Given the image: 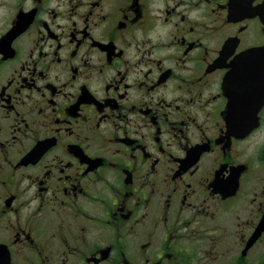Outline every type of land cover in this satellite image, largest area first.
<instances>
[{"label": "flooded vegetation", "instance_id": "af4514ba", "mask_svg": "<svg viewBox=\"0 0 264 264\" xmlns=\"http://www.w3.org/2000/svg\"><path fill=\"white\" fill-rule=\"evenodd\" d=\"M0 264H264V0H0Z\"/></svg>", "mask_w": 264, "mask_h": 264}, {"label": "water", "instance_id": "95a60500", "mask_svg": "<svg viewBox=\"0 0 264 264\" xmlns=\"http://www.w3.org/2000/svg\"><path fill=\"white\" fill-rule=\"evenodd\" d=\"M256 52V51H255ZM255 52H253V53H255Z\"/></svg>", "mask_w": 264, "mask_h": 264}]
</instances>
